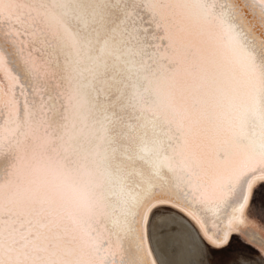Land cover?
Returning a JSON list of instances; mask_svg holds the SVG:
<instances>
[{
  "label": "snow or ice",
  "instance_id": "6c2138e0",
  "mask_svg": "<svg viewBox=\"0 0 264 264\" xmlns=\"http://www.w3.org/2000/svg\"><path fill=\"white\" fill-rule=\"evenodd\" d=\"M178 250L264 264V0H0V264Z\"/></svg>",
  "mask_w": 264,
  "mask_h": 264
},
{
  "label": "bare ground",
  "instance_id": "6f19581e",
  "mask_svg": "<svg viewBox=\"0 0 264 264\" xmlns=\"http://www.w3.org/2000/svg\"><path fill=\"white\" fill-rule=\"evenodd\" d=\"M157 221L159 223H164V221L158 217L157 218ZM175 222L176 223V226H177V233H176V236H177V243L178 245H182V239L180 238L181 237V233H180V228H181V222L179 220L178 217H172L171 215H169L168 217V223H172V222ZM170 259H174L177 264H187V261L189 260H196V259H199L198 257H195V256H188L186 254H184L183 252L181 251H177L176 255L174 257H169Z\"/></svg>",
  "mask_w": 264,
  "mask_h": 264
}]
</instances>
